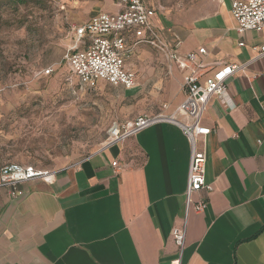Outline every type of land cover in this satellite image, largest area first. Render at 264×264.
I'll use <instances>...</instances> for the list:
<instances>
[{
    "label": "crops",
    "instance_id": "crops-1",
    "mask_svg": "<svg viewBox=\"0 0 264 264\" xmlns=\"http://www.w3.org/2000/svg\"><path fill=\"white\" fill-rule=\"evenodd\" d=\"M216 1L210 15L179 27L156 11L151 17L167 42L168 29L177 33L181 53L206 49L202 81L222 65L249 62L264 42V30L238 35L228 1ZM104 2L91 17L120 11L114 0ZM73 43L72 36L68 49ZM156 53L160 62L133 64L135 87L122 89L151 107L124 125L170 115L185 99L184 72ZM226 88L203 116L212 130L204 145L211 191L192 195L206 208L189 212L181 254L171 233L184 223L190 147L178 127L164 122L56 170L52 185L20 184L15 199L0 187V264H264V59Z\"/></svg>",
    "mask_w": 264,
    "mask_h": 264
},
{
    "label": "rangeland",
    "instance_id": "rangeland-1",
    "mask_svg": "<svg viewBox=\"0 0 264 264\" xmlns=\"http://www.w3.org/2000/svg\"><path fill=\"white\" fill-rule=\"evenodd\" d=\"M21 1L0 0V167L16 163L58 170L101 148L112 123L124 126L151 106L104 82L82 87L64 61L72 26L107 0ZM144 1L173 27L206 17L217 7L216 0ZM136 61L160 58L146 46L127 61L132 71ZM48 68L53 72L40 76Z\"/></svg>",
    "mask_w": 264,
    "mask_h": 264
},
{
    "label": "built area",
    "instance_id": "built-area-1",
    "mask_svg": "<svg viewBox=\"0 0 264 264\" xmlns=\"http://www.w3.org/2000/svg\"><path fill=\"white\" fill-rule=\"evenodd\" d=\"M114 1L120 8L117 14L98 13L84 24L72 26L74 43L66 52L64 61L79 85L88 89L104 82L113 88L132 90L135 87V74L127 68L126 63L139 45L155 49L169 66L173 65L184 72L181 89L185 93V99L173 113L139 116L132 124L124 126L114 122L102 145V148H108L124 143L140 131L158 123H170L180 129L190 147L184 223L181 228H174L171 233L181 254L189 212L200 214L206 208L205 200L192 202V195L203 190L211 191V186L205 181L204 145L212 130L202 123L204 113L213 98H221L226 94V83L229 79L246 71L252 63L264 59V42L256 48V53L249 62L222 65L202 81L201 71L206 67L204 59L207 56L205 48L181 53L183 43L180 37L168 29L172 43L163 38L151 21L155 9L147 6L144 0ZM227 1L238 35L246 31L261 33L264 30V0ZM239 46L242 47L243 43H239ZM52 72L48 68L42 74L47 76ZM111 166L116 170L121 169L116 162ZM56 174V170L37 169L16 163L6 164L0 167V187L8 188L10 197L15 199L18 197V185L32 181L52 185ZM173 264H179V260Z\"/></svg>",
    "mask_w": 264,
    "mask_h": 264
},
{
    "label": "trees",
    "instance_id": "trees-1",
    "mask_svg": "<svg viewBox=\"0 0 264 264\" xmlns=\"http://www.w3.org/2000/svg\"><path fill=\"white\" fill-rule=\"evenodd\" d=\"M19 2H22L21 0H19Z\"/></svg>",
    "mask_w": 264,
    "mask_h": 264
}]
</instances>
